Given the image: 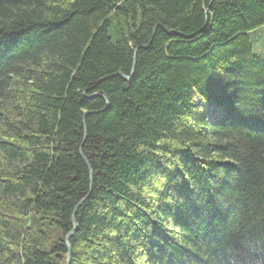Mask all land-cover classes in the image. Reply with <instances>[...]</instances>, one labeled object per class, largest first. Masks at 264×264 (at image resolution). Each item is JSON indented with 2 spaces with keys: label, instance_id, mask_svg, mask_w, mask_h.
Masks as SVG:
<instances>
[{
  "label": "trees",
  "instance_id": "trees-1",
  "mask_svg": "<svg viewBox=\"0 0 264 264\" xmlns=\"http://www.w3.org/2000/svg\"><path fill=\"white\" fill-rule=\"evenodd\" d=\"M261 29L264 0H0V264H69L73 216L70 264H264Z\"/></svg>",
  "mask_w": 264,
  "mask_h": 264
},
{
  "label": "water",
  "instance_id": "water-1",
  "mask_svg": "<svg viewBox=\"0 0 264 264\" xmlns=\"http://www.w3.org/2000/svg\"><path fill=\"white\" fill-rule=\"evenodd\" d=\"M137 53H138V52L135 51V54H134V61H133V70H135V68H136ZM117 76H120V77L125 78V79L127 78V77H126L125 75H123V74H118ZM94 96H95V97H102V98H104V97H103L102 95H100V94H96V95H94ZM107 104H108V103H107ZM84 126L86 127V124H85ZM81 156H82L83 160L86 162V164H87V166H88V170H89V173H90V175H91V179H92V175H93V173H92V169H91V167H90V165H89V163H88L86 157L83 155L82 152H81ZM72 223H73L74 228H73L72 232L66 237V240H65L66 247H67V251H68V253H67V255H66V258H67L69 264H70V260H71V250H72L70 240H71V236H72V234H73V233L76 231V229H77V223H76L75 216H73Z\"/></svg>",
  "mask_w": 264,
  "mask_h": 264
},
{
  "label": "rangeland",
  "instance_id": "rangeland-1",
  "mask_svg": "<svg viewBox=\"0 0 264 264\" xmlns=\"http://www.w3.org/2000/svg\"><path fill=\"white\" fill-rule=\"evenodd\" d=\"M254 39L256 53L264 57V29L256 32V34L254 35ZM197 104H200L199 101L197 102ZM209 114H212V111H209Z\"/></svg>",
  "mask_w": 264,
  "mask_h": 264
},
{
  "label": "bare ground",
  "instance_id": "bare-ground-1",
  "mask_svg": "<svg viewBox=\"0 0 264 264\" xmlns=\"http://www.w3.org/2000/svg\"><path fill=\"white\" fill-rule=\"evenodd\" d=\"M183 92V91H182Z\"/></svg>",
  "mask_w": 264,
  "mask_h": 264
}]
</instances>
